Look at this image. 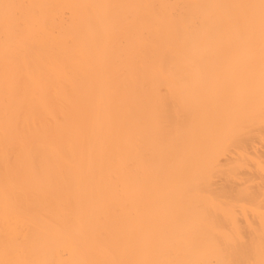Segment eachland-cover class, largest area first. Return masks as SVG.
I'll return each instance as SVG.
<instances>
[{
  "label": "bare ground",
  "instance_id": "bare-ground-1",
  "mask_svg": "<svg viewBox=\"0 0 264 264\" xmlns=\"http://www.w3.org/2000/svg\"><path fill=\"white\" fill-rule=\"evenodd\" d=\"M262 205V0H0V264H264Z\"/></svg>",
  "mask_w": 264,
  "mask_h": 264
},
{
  "label": "snow or ice",
  "instance_id": "snow-or-ice-1",
  "mask_svg": "<svg viewBox=\"0 0 264 264\" xmlns=\"http://www.w3.org/2000/svg\"><path fill=\"white\" fill-rule=\"evenodd\" d=\"M264 2V0H262ZM4 7H10V5H4ZM262 208H264V205H262ZM262 216H264V212L261 213ZM261 243L262 247H264V224L261 225Z\"/></svg>",
  "mask_w": 264,
  "mask_h": 264
}]
</instances>
